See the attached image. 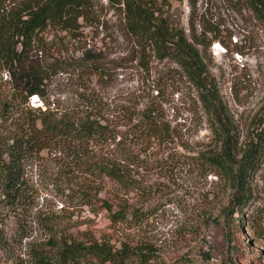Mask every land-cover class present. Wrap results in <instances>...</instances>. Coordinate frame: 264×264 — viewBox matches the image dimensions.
Segmentation results:
<instances>
[{"label":"rangeland","instance_id":"rangeland-1","mask_svg":"<svg viewBox=\"0 0 264 264\" xmlns=\"http://www.w3.org/2000/svg\"><path fill=\"white\" fill-rule=\"evenodd\" d=\"M169 1L171 13L189 34L192 24L198 33L204 27L217 32L216 40L206 41L203 55L245 140L264 108V28L241 3ZM95 5L99 28L86 29L85 38L64 55L103 67L108 76L99 92L114 108L162 107L179 138L167 146L153 145L130 166L146 192L130 194L128 206L141 210L143 221L121 228L111 225L107 212L96 215L72 195L87 179L79 171L69 175L56 150L30 160L25 200L17 207H0V264H36L35 255L51 251L53 238L86 241L90 235L109 239L116 247L149 245L156 253L150 264H264V161L250 183L253 200L242 210L232 202L228 180L208 173L195 159L213 139L195 89L170 62L152 55L141 65L134 41L123 31L122 14L107 0ZM56 35L48 34V41ZM53 54H45L49 63L56 58ZM77 83L74 76L54 75L47 101L64 110L78 92ZM42 105L38 97L31 99V107Z\"/></svg>","mask_w":264,"mask_h":264},{"label":"trees","instance_id":"trees-1","mask_svg":"<svg viewBox=\"0 0 264 264\" xmlns=\"http://www.w3.org/2000/svg\"><path fill=\"white\" fill-rule=\"evenodd\" d=\"M96 1L0 0V207H17L25 200L27 163L56 150L69 175L79 171L87 179L72 195L96 215L107 212L111 225L121 228L143 221V212L128 206L130 194L146 192L130 166L153 145L167 146L179 135L156 103L114 108L99 92L108 76L103 67L64 55L85 38L86 29L99 28ZM107 2L122 14L123 31L134 41L141 65L152 55L170 62L195 89L213 135L209 148L195 159L208 173L228 180L233 204L244 210L253 200L248 193L252 177L264 161V108L253 133L242 140L203 55L206 41L216 40L217 32L204 27L198 33L192 24L189 34L171 13L169 0ZM229 2L245 5L264 28V0ZM50 33L57 39L48 41ZM48 50L56 56L51 63L45 58ZM60 73L78 82L64 110L47 101L49 83ZM33 97L43 105L31 107ZM50 246L51 251L35 255L36 264H150L156 256L149 245L116 247L95 235L86 241L53 238Z\"/></svg>","mask_w":264,"mask_h":264}]
</instances>
